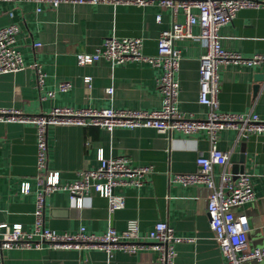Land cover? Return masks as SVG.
<instances>
[{"label": "crops", "instance_id": "obj_1", "mask_svg": "<svg viewBox=\"0 0 264 264\" xmlns=\"http://www.w3.org/2000/svg\"><path fill=\"white\" fill-rule=\"evenodd\" d=\"M258 7L240 9L218 32L227 51L243 57L264 54V0ZM40 10H37V8ZM157 15L159 18H157ZM179 12L177 20L183 21ZM172 22L171 11L157 0L135 3H60L49 8L40 2L0 0V27L14 23L19 31L15 46L27 65L37 64L44 74L37 83L35 68L0 74V107L37 114L53 106L73 108L157 109L161 95L156 78L161 70L147 62L112 64L99 58L80 64L77 53L92 54L108 35L141 37L142 53L155 55L160 32ZM197 35L199 28L192 27ZM41 43L35 47L34 43ZM181 58L176 77L179 81L178 108L193 118H203L208 106L198 101L199 57L206 51L201 38L187 37L176 43ZM264 63H227L220 66L218 106L220 111L255 113L264 117ZM90 76V86L84 77ZM60 82L70 87L59 90ZM112 87L111 94L105 92ZM48 91H53L52 96ZM48 167L59 174L61 183L72 181L81 169H92L105 158L125 156L132 166L150 165L140 187H116L123 194L124 206L113 211L107 199L90 192L81 206L65 190H55L45 199L44 224L59 233H103L113 227L126 228L129 219L137 221L144 235L156 222L163 221L184 239L174 245L173 264H226L209 224L206 199L209 189L202 184H182L176 173L196 169V157L206 155L210 143L204 131L183 134L159 132L154 127H117L113 130L94 125L55 124L47 129ZM217 147L229 153L227 169L238 165L252 173L255 197L235 208L247 217L251 246L264 245V132L237 139L236 130L218 133ZM36 127L34 124L0 121V222L20 224L31 230L35 221L36 193L40 188L36 173ZM244 161L241 163V158ZM215 174L219 171L214 166ZM216 181L217 175H216ZM29 191H21V183ZM156 252L145 248L135 253L115 250L111 256L102 249L41 248L8 249L4 264H156ZM245 264H264L249 260Z\"/></svg>", "mask_w": 264, "mask_h": 264}, {"label": "built area", "instance_id": "obj_2", "mask_svg": "<svg viewBox=\"0 0 264 264\" xmlns=\"http://www.w3.org/2000/svg\"><path fill=\"white\" fill-rule=\"evenodd\" d=\"M10 1V0H8ZM40 2L49 8L60 3H135L147 4L154 0H26ZM157 3L171 11V25L160 32L157 39L155 55L142 53L141 37H118L114 34L102 39L92 54L77 53L80 64L95 62L104 58L112 64L128 61L147 62L159 67L161 72L156 78L157 88L161 95V106L157 109H114V108H73L53 106L49 111L29 114L18 109L0 107V121L34 124L36 127V177L41 184L36 193L35 221L31 230H25L20 224L0 222V264H4V252L8 249L50 248L79 249L95 248L104 250L111 256L115 250L135 253L141 249L156 252V264H173L174 245L184 239L177 235L166 222L158 221L141 235L135 219H129L126 228L116 231L109 227L103 233H87L82 226L75 233H59L45 226L43 214L46 197L55 190H65L80 207L82 197L96 192L107 199L109 211L124 206V195L116 193V187H140L152 171L150 165L132 166L125 156L105 158L99 155V164L92 169L77 171L74 180L61 183L57 171L48 167L47 129L55 124L94 125L113 130L117 127H154L159 132L177 131L191 134L204 131L210 146L206 155L196 157V169L192 172L176 173L173 180L182 184H202L209 189L206 201V212L210 228L219 245L226 264H245L249 260L264 258V245L251 246L248 241V222L244 214H236L239 208L255 197L251 182L252 173L245 170L234 174L227 169L229 153L217 147L218 133L225 128L236 130L237 139L252 133L264 132V117L257 114L220 111L218 92L220 85L219 69L227 63L261 64L264 54L243 57L240 53L227 51L221 45L219 28L232 21L236 13L243 8L258 7L257 0H157ZM37 10H40L38 7ZM179 12L183 21L179 22ZM157 18L159 16L157 15ZM199 32L194 35L192 27ZM19 28L11 23L0 27V74L17 72L27 67L35 68L37 83L41 84L44 74L37 64L27 65L21 52L15 46ZM187 37L201 38L206 51L199 57L198 101L207 105L208 112L203 118L186 116L178 108L179 81L176 71L181 58L176 43ZM41 43H34L39 47ZM90 76L84 82L90 86ZM70 87L69 82H60L59 90ZM112 87L105 92L111 94ZM52 96L53 91H48ZM219 167L215 174L214 166ZM217 175V181H216ZM21 191L28 192V183H21Z\"/></svg>", "mask_w": 264, "mask_h": 264}, {"label": "water", "instance_id": "obj_3", "mask_svg": "<svg viewBox=\"0 0 264 264\" xmlns=\"http://www.w3.org/2000/svg\"><path fill=\"white\" fill-rule=\"evenodd\" d=\"M264 78V73H260L259 75L256 76V79L262 80ZM246 137H242L241 139H245ZM244 159L243 157L241 158V163H243ZM244 171V166L243 165H238L236 169H234L233 173H240Z\"/></svg>", "mask_w": 264, "mask_h": 264}]
</instances>
